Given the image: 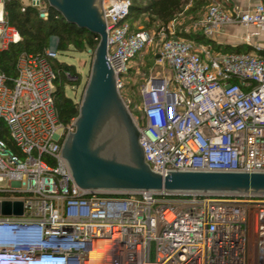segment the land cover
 <instances>
[{"label":"built area","instance_id":"obj_1","mask_svg":"<svg viewBox=\"0 0 264 264\" xmlns=\"http://www.w3.org/2000/svg\"><path fill=\"white\" fill-rule=\"evenodd\" d=\"M0 14V48L21 37ZM48 17L44 0H27ZM131 0H103L108 61L121 92L124 75L147 47L168 73L140 88L142 116L126 100L150 167L264 171V0L250 9L213 2L199 25L213 39L240 24L246 50L217 49L176 35L133 28ZM58 17H63L59 15ZM57 45V44H56ZM56 45L21 54L13 79L0 70V264H264V194L90 191L78 186L62 156L75 120L60 122ZM76 82L78 76L65 71ZM122 94V93H121ZM97 253V255L95 254Z\"/></svg>","mask_w":264,"mask_h":264},{"label":"water","instance_id":"obj_2","mask_svg":"<svg viewBox=\"0 0 264 264\" xmlns=\"http://www.w3.org/2000/svg\"><path fill=\"white\" fill-rule=\"evenodd\" d=\"M78 28L99 36L75 130L64 138L62 156L75 182L90 191H166L264 194V171H154L145 159L141 132L108 61V28L103 0H47ZM0 213L22 214L21 201L0 202Z\"/></svg>","mask_w":264,"mask_h":264},{"label":"trees","instance_id":"obj_3","mask_svg":"<svg viewBox=\"0 0 264 264\" xmlns=\"http://www.w3.org/2000/svg\"><path fill=\"white\" fill-rule=\"evenodd\" d=\"M44 1L48 8V17L46 19L40 17L38 8L27 3V0L4 1L5 19L9 26L18 31L21 37L18 42L9 43L7 47L0 48V70L9 79H13L16 76L15 65L21 54H43L44 50L51 46L53 37L57 38L56 47L60 54L71 48L77 52H84L89 49L95 51L98 46L100 40L98 35L68 23L64 17H58L61 14L50 7L47 0ZM210 1L212 0H131L127 19L133 28H138L135 26L136 19L139 15H146L149 18L146 25L154 24L158 30L162 26H167L180 14L191 16L194 20L199 19L202 16L205 5ZM176 35L215 47L214 41L206 38L203 34L179 32ZM222 49L226 50L229 48L223 47ZM236 49L246 50L248 47L239 44ZM56 63L60 68V74L57 80L55 103L59 120L66 125L77 118L81 103L75 102L73 98L66 95L65 88L68 85H77L78 81L69 80L65 75V71H69L73 76H79V73L73 64H68L60 59ZM0 136L7 141L9 146L14 147L7 127L2 122H0Z\"/></svg>","mask_w":264,"mask_h":264},{"label":"rangeland","instance_id":"obj_4","mask_svg":"<svg viewBox=\"0 0 264 264\" xmlns=\"http://www.w3.org/2000/svg\"><path fill=\"white\" fill-rule=\"evenodd\" d=\"M213 2H215V0L210 1L205 5L202 15L207 11L208 7ZM186 17L189 18L190 16L186 15ZM192 20L194 19L192 18ZM148 21L149 18L146 15H139L135 21V26L138 28H146L150 31H157V26L154 24L150 26L146 25ZM182 33L185 32L182 31ZM56 44L57 38L53 37L50 47H54ZM157 49V45L147 47L146 50L135 59L136 62L133 63L134 68L126 73L123 79L124 86L121 90L123 99L125 101L129 100L131 108L141 116L142 112H139L136 106L140 103V88L144 84L145 79H147L150 75L164 76L168 73V68L164 64L155 62V53L157 52ZM94 52L95 51L91 49L84 52H77L71 48L70 50L62 52L59 55L60 60L68 64L75 65L79 73L78 84L68 85L65 88L66 95L73 98V100L77 103L82 102L83 94L90 77Z\"/></svg>","mask_w":264,"mask_h":264},{"label":"crops","instance_id":"obj_5","mask_svg":"<svg viewBox=\"0 0 264 264\" xmlns=\"http://www.w3.org/2000/svg\"><path fill=\"white\" fill-rule=\"evenodd\" d=\"M263 0H221L219 2L226 8L238 7L242 9H250L260 3ZM206 12L197 20L189 19L185 14H180L169 24H174L176 34L184 31L185 33H199L203 34V29L199 25L200 21L205 17ZM247 28L240 24H230L223 27L222 31L216 35L212 40L214 41L215 47L223 48L228 47L229 49H235L237 45L242 44V37L247 32ZM179 37L188 39L184 36L177 35Z\"/></svg>","mask_w":264,"mask_h":264},{"label":"clouds","instance_id":"obj_6","mask_svg":"<svg viewBox=\"0 0 264 264\" xmlns=\"http://www.w3.org/2000/svg\"><path fill=\"white\" fill-rule=\"evenodd\" d=\"M0 238L1 239H5V238H10V236H8L6 233L4 232H0Z\"/></svg>","mask_w":264,"mask_h":264},{"label":"bare ground","instance_id":"obj_7","mask_svg":"<svg viewBox=\"0 0 264 264\" xmlns=\"http://www.w3.org/2000/svg\"><path fill=\"white\" fill-rule=\"evenodd\" d=\"M2 4L0 3V14H1ZM97 255V253H95Z\"/></svg>","mask_w":264,"mask_h":264}]
</instances>
